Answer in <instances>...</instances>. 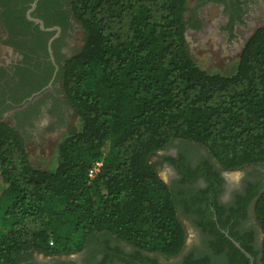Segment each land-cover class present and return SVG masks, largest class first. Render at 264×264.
I'll return each mask as SVG.
<instances>
[{
  "label": "trees",
  "instance_id": "16d2710c",
  "mask_svg": "<svg viewBox=\"0 0 264 264\" xmlns=\"http://www.w3.org/2000/svg\"><path fill=\"white\" fill-rule=\"evenodd\" d=\"M46 1L37 5L45 27L52 19L63 28L71 15L84 32L62 69L79 127L63 136L56 165L40 170L20 134L0 121V264L79 253L102 234L176 257L186 233L150 158L179 140L201 146L226 171L264 164V26L233 74H209L187 50L185 32L200 28L195 12L187 16L191 0H71L66 9ZM253 212L264 264V189Z\"/></svg>",
  "mask_w": 264,
  "mask_h": 264
},
{
  "label": "flooded vegetation",
  "instance_id": "af4514ba",
  "mask_svg": "<svg viewBox=\"0 0 264 264\" xmlns=\"http://www.w3.org/2000/svg\"><path fill=\"white\" fill-rule=\"evenodd\" d=\"M69 1L48 0L45 5L51 8L58 3L66 9ZM214 1H221L224 10L223 23L216 34L231 37L229 46L235 48L239 58L247 40L261 27L257 25L264 21V0ZM31 3L0 0V121L13 123L24 145L42 137L56 141L69 134L75 114L62 90V69L65 61L76 54L70 37L77 22L65 15L63 28L52 19L45 27L38 3L29 13ZM28 17L42 22L45 30ZM197 18L200 28L190 30L204 27L201 17ZM155 156L156 170H167L168 183L163 182L174 196L186 237L190 232L179 255L166 259L138 252L110 237L112 241H100L94 247L85 245L75 257H47L45 264H260L262 235L253 209L257 195L264 189V164L237 170L241 174L232 180L229 176L235 171L222 169L196 144L174 140ZM34 254L24 263L41 264Z\"/></svg>",
  "mask_w": 264,
  "mask_h": 264
},
{
  "label": "rangeland",
  "instance_id": "374dc122",
  "mask_svg": "<svg viewBox=\"0 0 264 264\" xmlns=\"http://www.w3.org/2000/svg\"><path fill=\"white\" fill-rule=\"evenodd\" d=\"M193 12H195L201 17L204 22V27L200 31H193L190 29L187 30L186 37L188 53L190 54L194 62L202 70L209 74H233L238 61V52L235 51V48L229 46V40L231 39V37H226L225 33H221L220 35L216 34V31L221 29L219 25L223 23L224 10L222 2L210 0L205 3H200L197 0H191L187 5V16L191 15V13ZM250 18H248V21H250ZM262 22L263 23H259L257 27L263 26L264 21ZM236 34L240 38V33L238 32V30L236 31ZM83 36L84 32L82 28L78 24H76L73 30V34L70 37V43L73 45L75 53L80 50ZM233 42L236 43V40H233ZM3 57H5L4 54L2 55V58ZM4 122L9 124L10 126L13 125V123L8 120H4ZM78 127V117L77 115L73 114L72 131L77 130ZM63 136L56 141H47L43 137L41 139L39 138L36 141H27V143H25V150L31 165L34 168L40 170L52 169L59 160L57 155V148ZM54 137L56 138V136H53V138ZM107 152L108 149L105 148L104 154H106ZM155 161L156 156L154 154L150 158V162L153 164ZM166 172L167 170H165L164 167L157 168L159 178L165 183H168ZM232 174L239 176L241 174V171H235ZM55 209H59V207H55ZM0 230H6V227L3 224L1 217ZM189 235L190 232L188 231L186 237V239L188 240L190 238ZM100 241L104 242L112 240L107 235H96L92 238H89L88 241H86L85 245L88 244L90 247H94ZM34 255L35 258L38 259L41 264H45L49 260V258L45 256H41L38 254ZM74 255L76 254H71L69 255V257H75Z\"/></svg>",
  "mask_w": 264,
  "mask_h": 264
},
{
  "label": "water",
  "instance_id": "95a60500",
  "mask_svg": "<svg viewBox=\"0 0 264 264\" xmlns=\"http://www.w3.org/2000/svg\"><path fill=\"white\" fill-rule=\"evenodd\" d=\"M38 1H39V0H33V1H32L31 5H30L29 13L32 12V11L35 9V7H36ZM28 19L34 21V22L37 23V24H39V27H40L41 30H45V29L43 28V26H42V22H40L39 20H33V19L29 18V17H28ZM57 30H58V28H57ZM186 33H187V31L185 32V39H186V41H187ZM233 243H234V242H233ZM234 244H235V246H236L241 252H243V253L246 255L247 258L250 259V261H252V259L250 258V256H249L247 253H245V252L243 251V249L240 248V246H239L237 243H234Z\"/></svg>",
  "mask_w": 264,
  "mask_h": 264
},
{
  "label": "built area",
  "instance_id": "2783aa9c",
  "mask_svg": "<svg viewBox=\"0 0 264 264\" xmlns=\"http://www.w3.org/2000/svg\"><path fill=\"white\" fill-rule=\"evenodd\" d=\"M102 167V161H97V162H94L88 172H87V177L89 180H92L99 172L100 168Z\"/></svg>",
  "mask_w": 264,
  "mask_h": 264
},
{
  "label": "bare ground",
  "instance_id": "6f19581e",
  "mask_svg": "<svg viewBox=\"0 0 264 264\" xmlns=\"http://www.w3.org/2000/svg\"><path fill=\"white\" fill-rule=\"evenodd\" d=\"M237 176H238V175L232 174V175H230L229 177H230V179H232V180H236Z\"/></svg>",
  "mask_w": 264,
  "mask_h": 264
}]
</instances>
